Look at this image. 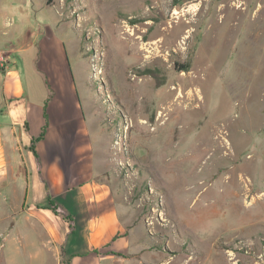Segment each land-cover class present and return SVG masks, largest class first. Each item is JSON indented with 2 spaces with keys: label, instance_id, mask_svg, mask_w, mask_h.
I'll use <instances>...</instances> for the list:
<instances>
[{
  "label": "rangeland",
  "instance_id": "rangeland-1",
  "mask_svg": "<svg viewBox=\"0 0 264 264\" xmlns=\"http://www.w3.org/2000/svg\"><path fill=\"white\" fill-rule=\"evenodd\" d=\"M0 23L63 40L144 264H264V0H0Z\"/></svg>",
  "mask_w": 264,
  "mask_h": 264
},
{
  "label": "crops",
  "instance_id": "crops-1",
  "mask_svg": "<svg viewBox=\"0 0 264 264\" xmlns=\"http://www.w3.org/2000/svg\"><path fill=\"white\" fill-rule=\"evenodd\" d=\"M29 31L17 44L0 42L3 264H144L147 250L133 253L136 219L125 221L113 184L96 174L91 127L64 42L49 25ZM43 132L35 154L32 141Z\"/></svg>",
  "mask_w": 264,
  "mask_h": 264
},
{
  "label": "trees",
  "instance_id": "trees-1",
  "mask_svg": "<svg viewBox=\"0 0 264 264\" xmlns=\"http://www.w3.org/2000/svg\"><path fill=\"white\" fill-rule=\"evenodd\" d=\"M45 130H46V128H45ZM45 130H44V131H45ZM43 137H44V132L41 134L40 137H38V138H36V139H33V141H32L31 150H32L35 154H36V148H35L36 142L39 141L40 139H42ZM48 207H49L50 209H53V210L56 212V210H55V208H54V204H53L51 201L48 202ZM63 219H64L65 221H67V222L70 224V227H71V228H73V219H72L71 216L63 215Z\"/></svg>",
  "mask_w": 264,
  "mask_h": 264
},
{
  "label": "built area",
  "instance_id": "built-area-1",
  "mask_svg": "<svg viewBox=\"0 0 264 264\" xmlns=\"http://www.w3.org/2000/svg\"><path fill=\"white\" fill-rule=\"evenodd\" d=\"M0 66H5V60H4V58L0 59Z\"/></svg>",
  "mask_w": 264,
  "mask_h": 264
},
{
  "label": "bare ground",
  "instance_id": "bare-ground-1",
  "mask_svg": "<svg viewBox=\"0 0 264 264\" xmlns=\"http://www.w3.org/2000/svg\"><path fill=\"white\" fill-rule=\"evenodd\" d=\"M194 93H195V92H194ZM192 99H193V98H192ZM192 99H191V100H192ZM191 100H190V101H191ZM192 101H194V100H192ZM192 106H193V105H192Z\"/></svg>",
  "mask_w": 264,
  "mask_h": 264
}]
</instances>
